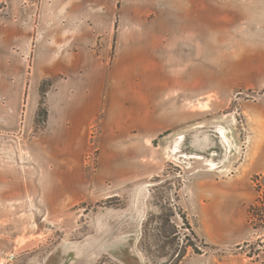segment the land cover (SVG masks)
<instances>
[{
	"label": "rangeland",
	"instance_id": "1",
	"mask_svg": "<svg viewBox=\"0 0 264 264\" xmlns=\"http://www.w3.org/2000/svg\"><path fill=\"white\" fill-rule=\"evenodd\" d=\"M168 1L0 0V32L28 35L30 67L36 36L48 46L68 31H107L109 66L118 53L158 55V68H110L139 82H120L110 105L115 121L123 106L138 109L140 131L92 127L78 203L60 213L42 197L50 181L24 183L27 151L13 143L40 136L50 79L28 102L23 134L5 131L17 118L0 111V264H264V237L246 217L264 189V37H236L247 23L223 15L264 0L219 2L205 11L220 19L199 22ZM138 88L139 102L124 97Z\"/></svg>",
	"mask_w": 264,
	"mask_h": 264
},
{
	"label": "crops",
	"instance_id": "2",
	"mask_svg": "<svg viewBox=\"0 0 264 264\" xmlns=\"http://www.w3.org/2000/svg\"><path fill=\"white\" fill-rule=\"evenodd\" d=\"M173 1L169 0L168 4L180 5L185 15L184 20L192 22L203 21L206 14L213 21L219 20V16L211 14V11L206 13L205 7L219 6V2H225L224 6L233 4L227 2L232 0ZM243 3L246 12H242L241 6L234 3L235 6L230 7L236 8V13L225 11L223 14L247 23L248 29L236 30L238 33L236 32L235 36L264 37V1ZM259 24L260 30L256 31L254 28ZM200 34L199 31L191 30L185 37L193 35L201 37ZM28 40L27 34L12 31L11 28L0 32V66L5 69L4 74L0 75V111L6 113L8 117L17 118V122L7 127L5 131L23 134L25 125L21 119L26 115L28 102L31 101L36 107L39 100V84L42 80L50 79L52 87L45 98L48 117L40 136L28 142L13 143L17 149L27 151L26 154L20 155V159L28 165L25 166L27 170L22 179L24 183L50 181L49 185H42V197L46 198L45 203L51 208L49 212L60 213L62 209H70L78 203L76 183L85 180L83 161L90 146L92 127L95 126L97 132L102 134L140 131L141 115L138 109L132 107L128 110V107L125 109L126 105L123 106L118 121H115L114 118H118V115L114 117L110 105V97L117 96L120 82L131 86L139 85V82L135 79L120 81L110 75V68L111 71L127 70L141 68L142 64L145 68H158L156 59L158 55L156 54L154 58L149 57L146 61L144 58L141 59L139 51L127 55L118 53L109 66L107 44L110 37L107 31L84 30L79 33L68 31L55 35L48 46L38 45L41 39L36 36L30 67ZM135 43L139 44L134 41L133 44ZM30 68L31 71H28ZM27 84L29 89L32 86L33 88L31 94L25 98ZM127 92L124 97L129 96L132 98L131 102L135 99L139 102V88L137 94L133 91L131 94ZM35 112L36 108L32 115ZM0 132H3L1 126ZM120 177L117 176L116 179ZM0 180L3 181L4 178L1 177Z\"/></svg>",
	"mask_w": 264,
	"mask_h": 264
},
{
	"label": "trees",
	"instance_id": "3",
	"mask_svg": "<svg viewBox=\"0 0 264 264\" xmlns=\"http://www.w3.org/2000/svg\"><path fill=\"white\" fill-rule=\"evenodd\" d=\"M42 96L44 97L43 90ZM41 101L44 103L43 100ZM39 116L45 119L47 116V111L40 108L38 111V117ZM256 194L257 196L254 202L249 204L246 210L247 224L252 231L261 232L262 236L264 237V189L257 187ZM191 234L193 235V233Z\"/></svg>",
	"mask_w": 264,
	"mask_h": 264
},
{
	"label": "bare ground",
	"instance_id": "4",
	"mask_svg": "<svg viewBox=\"0 0 264 264\" xmlns=\"http://www.w3.org/2000/svg\"><path fill=\"white\" fill-rule=\"evenodd\" d=\"M222 138V137H221Z\"/></svg>",
	"mask_w": 264,
	"mask_h": 264
}]
</instances>
